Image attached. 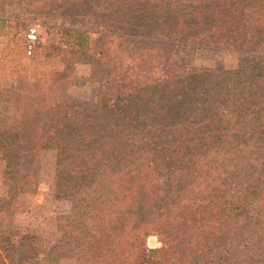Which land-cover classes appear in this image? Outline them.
I'll use <instances>...</instances> for the list:
<instances>
[{"label": "trees", "instance_id": "16d2710c", "mask_svg": "<svg viewBox=\"0 0 264 264\" xmlns=\"http://www.w3.org/2000/svg\"><path fill=\"white\" fill-rule=\"evenodd\" d=\"M56 1L71 20L55 24L103 42L91 72L105 92L103 114H66L47 142L59 143L67 164L59 186L83 219L70 242L86 258L79 264H158L160 251L144 246L150 234L175 253L165 264L207 251L214 262L208 246L219 243L224 217L254 225L264 212L241 198L228 216L217 214L215 190L198 194L210 187L199 162L224 161L210 153L264 150V0ZM201 46L246 58L230 72L232 84L221 68L195 69L173 53Z\"/></svg>", "mask_w": 264, "mask_h": 264}, {"label": "rangeland", "instance_id": "374dc122", "mask_svg": "<svg viewBox=\"0 0 264 264\" xmlns=\"http://www.w3.org/2000/svg\"><path fill=\"white\" fill-rule=\"evenodd\" d=\"M59 3L0 0V264H79L86 259L70 243L83 219L75 216L73 202L59 186L67 177L62 174L67 164L60 163L59 143L48 140L66 114H103L105 92L91 80V72L100 66L103 42L55 24L71 20L60 16ZM33 28L36 40L31 41L27 35ZM118 44L114 41L109 47L115 51ZM175 52L179 62L195 69L221 68L229 84L230 72L246 59L236 51L212 46ZM239 148L247 149L226 148L208 157L224 161L199 162L204 185L210 187L198 194L215 190L217 214L228 216L229 207L241 198L248 199L246 205L252 208L264 205V150H249L244 156ZM185 190L183 186L180 193ZM247 218L224 217L219 243L208 246L216 260L211 262L207 251L190 264H237L236 255L239 264H264V212L254 225L255 219L249 218V223ZM144 246L147 251H160L155 258L158 264L175 257L157 234L145 237Z\"/></svg>", "mask_w": 264, "mask_h": 264}, {"label": "built area", "instance_id": "2783aa9c", "mask_svg": "<svg viewBox=\"0 0 264 264\" xmlns=\"http://www.w3.org/2000/svg\"><path fill=\"white\" fill-rule=\"evenodd\" d=\"M36 29L35 28H33V29H31L30 30V32L28 33V38L31 40V41H34V40H36Z\"/></svg>", "mask_w": 264, "mask_h": 264}, {"label": "bare ground", "instance_id": "6f19581e", "mask_svg": "<svg viewBox=\"0 0 264 264\" xmlns=\"http://www.w3.org/2000/svg\"><path fill=\"white\" fill-rule=\"evenodd\" d=\"M151 241H152V240H151ZM152 242H153V241H152ZM152 242H151V243H152ZM152 244H153V243H152Z\"/></svg>", "mask_w": 264, "mask_h": 264}]
</instances>
